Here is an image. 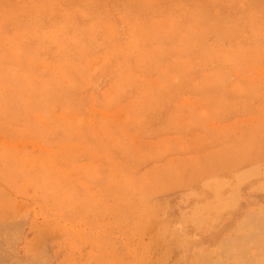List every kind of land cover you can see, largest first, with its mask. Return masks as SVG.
I'll return each mask as SVG.
<instances>
[{
  "label": "rangeland",
  "instance_id": "obj_1",
  "mask_svg": "<svg viewBox=\"0 0 264 264\" xmlns=\"http://www.w3.org/2000/svg\"><path fill=\"white\" fill-rule=\"evenodd\" d=\"M263 225L264 0H0V264H264Z\"/></svg>",
  "mask_w": 264,
  "mask_h": 264
},
{
  "label": "bare ground",
  "instance_id": "obj_2",
  "mask_svg": "<svg viewBox=\"0 0 264 264\" xmlns=\"http://www.w3.org/2000/svg\"><path fill=\"white\" fill-rule=\"evenodd\" d=\"M262 209H263V208L261 207V210H262ZM259 210H260V209H259ZM254 213H255V212H254ZM248 214H249V213H248ZM250 214H251V213H250ZM252 219H253V218H252ZM256 221H258V220H255V222H256ZM253 222H254V221H253ZM258 225H259V224H258ZM254 226L256 227V225H254ZM263 226H264V225H263ZM241 228H242V227H241ZM253 228H254V227H253ZM257 228H260V227H257ZM248 229H250V228H248ZM251 229H252V227H251ZM254 229H255V228H254ZM237 231H238V230H235V232H237ZM249 231H250V230H249ZM249 231H248V232H249ZM262 258H263V257H262Z\"/></svg>",
  "mask_w": 264,
  "mask_h": 264
}]
</instances>
